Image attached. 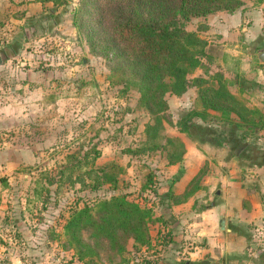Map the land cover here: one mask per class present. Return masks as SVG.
I'll return each instance as SVG.
<instances>
[{"label":"rangeland","instance_id":"1","mask_svg":"<svg viewBox=\"0 0 264 264\" xmlns=\"http://www.w3.org/2000/svg\"><path fill=\"white\" fill-rule=\"evenodd\" d=\"M261 4L245 0L235 20L216 12L186 25L208 41L211 56L190 77L216 83L213 77L220 73L234 97L253 107L264 86L255 80L264 71L256 66L263 45L258 37L246 42L241 30L253 29L252 10ZM81 9L80 0H0V178L6 179L0 182V224L7 226L0 237L7 251L0 257L8 264H87L64 247L63 225L73 209L113 194L126 193L151 206L155 238L162 220L176 217L167 215L168 202L153 195L150 184L160 192L175 191L177 179L185 183L202 167L206 174L215 168L223 172L229 159L240 173L248 155L264 151V127L240 126L234 115L228 119L213 111L208 122L194 117L183 125L186 112L199 107L195 86L179 96L166 95L167 108L159 114L157 142L182 141L183 161L169 165L165 151H142L149 145L145 124L154 123L155 115L140 104L136 87L122 92L112 63L92 51L75 22ZM90 139L101 149L97 165L114 161L124 169L115 188L106 184L91 191L58 180L66 155ZM131 244L130 239L128 250ZM93 262L114 264L107 255Z\"/></svg>","mask_w":264,"mask_h":264},{"label":"trees","instance_id":"2","mask_svg":"<svg viewBox=\"0 0 264 264\" xmlns=\"http://www.w3.org/2000/svg\"><path fill=\"white\" fill-rule=\"evenodd\" d=\"M45 4L48 0H37ZM245 0H80L81 18H76L79 30L84 32L92 51L104 56L112 63L110 68L117 76L125 92L136 87L140 94V104L155 115L154 123L145 124L147 147L142 151H165L169 165L183 161L186 151L182 141L166 138V144L157 142L162 113L167 108L166 95H182L190 87H197L199 107L186 112L182 124H189L194 117L208 122L212 112L224 118L236 117L233 121L246 127H264V115L257 107H249L234 97L230 85L220 73L213 78L216 83L202 76L190 77L195 69L203 67V59H211L208 41L197 31L188 30L187 22L192 18L207 17L216 12L232 14ZM264 0H260L263 3ZM84 18V19H83ZM264 19V9H263ZM264 35V20L262 26ZM101 149L91 139L66 155L68 169L59 170V179L70 184L80 183L82 187L96 191L108 184L115 188L124 172L119 163L111 161L97 165ZM78 172L73 176V172ZM206 174L202 167L190 179L184 190L175 194L172 191L160 192L150 184L153 195L166 200L167 207L184 203L201 189L202 178ZM53 179L50 180L52 182ZM1 183L6 179L0 178ZM7 184V183H6ZM167 214L168 216H171ZM173 215V214H172ZM168 218V217H167ZM164 219L155 238L150 233L153 217L151 206L129 199L128 194H113L109 197L94 198L90 203L72 210L65 224L67 242L64 247L73 248L78 260L96 264L95 259L107 255L114 264L137 261L143 248L152 247L154 255L157 245L168 246L175 241L173 222ZM161 221L162 218H158ZM132 240L131 250L127 243ZM154 241V242H153ZM141 252V253H140ZM130 256L127 258L125 254ZM142 261L151 264L145 256ZM187 264H210L191 262ZM6 264L7 261H6Z\"/></svg>","mask_w":264,"mask_h":264},{"label":"crops","instance_id":"3","mask_svg":"<svg viewBox=\"0 0 264 264\" xmlns=\"http://www.w3.org/2000/svg\"><path fill=\"white\" fill-rule=\"evenodd\" d=\"M263 4L252 10L253 29L242 28L241 31L246 42L258 37L264 48ZM252 11H245V14L251 15ZM236 13L228 14L230 20L236 19ZM257 59V69L264 70V61L258 56ZM256 76L255 80L264 85V71ZM262 89L260 95H256L259 104H254L264 114V86ZM247 105L253 107L250 103ZM230 163L223 172L215 168L214 172L204 175L201 189L184 203L169 209L176 217L170 224L175 241L167 247L157 245L156 255L152 254L153 250L143 248L141 257H136L134 264H147L142 261L144 256L152 261L151 264H187L184 260L209 261L210 264H264V151L257 156L248 155L240 173L237 165ZM197 172L185 183L177 179L174 185L179 187L176 190L174 187L172 192L181 193ZM3 230L6 231L7 226L3 228L1 223V238ZM0 251L7 250L1 245Z\"/></svg>","mask_w":264,"mask_h":264},{"label":"water","instance_id":"4","mask_svg":"<svg viewBox=\"0 0 264 264\" xmlns=\"http://www.w3.org/2000/svg\"><path fill=\"white\" fill-rule=\"evenodd\" d=\"M258 58L261 60V61H264V48L261 50V52L258 54Z\"/></svg>","mask_w":264,"mask_h":264},{"label":"built area","instance_id":"5","mask_svg":"<svg viewBox=\"0 0 264 264\" xmlns=\"http://www.w3.org/2000/svg\"><path fill=\"white\" fill-rule=\"evenodd\" d=\"M0 264H6V260L3 257H0Z\"/></svg>","mask_w":264,"mask_h":264}]
</instances>
